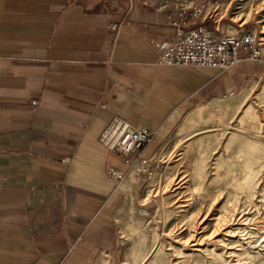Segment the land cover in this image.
Instances as JSON below:
<instances>
[{
    "label": "crops",
    "instance_id": "obj_1",
    "mask_svg": "<svg viewBox=\"0 0 264 264\" xmlns=\"http://www.w3.org/2000/svg\"><path fill=\"white\" fill-rule=\"evenodd\" d=\"M181 1L0 0V264H125L124 180L106 174L125 167L102 131L117 117L148 128L153 142L131 158L152 161L190 110L263 78L245 50L229 71L160 66L154 44L174 34ZM235 4L213 0L190 27L252 31Z\"/></svg>",
    "mask_w": 264,
    "mask_h": 264
},
{
    "label": "rangeland",
    "instance_id": "obj_2",
    "mask_svg": "<svg viewBox=\"0 0 264 264\" xmlns=\"http://www.w3.org/2000/svg\"><path fill=\"white\" fill-rule=\"evenodd\" d=\"M232 18L253 19L264 51V3L245 1ZM263 89L264 76L200 120L190 110L152 161L127 171L115 211L125 264H264V248L247 244L264 239Z\"/></svg>",
    "mask_w": 264,
    "mask_h": 264
},
{
    "label": "built area",
    "instance_id": "obj_3",
    "mask_svg": "<svg viewBox=\"0 0 264 264\" xmlns=\"http://www.w3.org/2000/svg\"><path fill=\"white\" fill-rule=\"evenodd\" d=\"M213 0H182L179 2V22L172 23L175 28L173 35L155 42L157 49V61L160 66H189L212 68L220 71H229L240 61L239 52H248V58L253 62L264 61L261 42L257 36L256 29L242 34H216L204 26L190 27L191 20L197 18L204 7ZM235 14L242 9V3L247 1L253 3L255 0H234ZM264 3V0L260 2ZM191 5H188V4ZM222 12L217 9L208 11L206 19L216 23V19L222 17ZM190 19V20H189ZM109 29L115 30L116 26L111 25ZM33 104H38L33 101ZM154 139V132L145 127H138L126 120L114 118L102 131L98 141L109 152L117 155L125 167V171L115 167H109L107 176L117 183H120L127 171L146 166L147 159L131 155L138 150L148 147Z\"/></svg>",
    "mask_w": 264,
    "mask_h": 264
},
{
    "label": "bare ground",
    "instance_id": "obj_4",
    "mask_svg": "<svg viewBox=\"0 0 264 264\" xmlns=\"http://www.w3.org/2000/svg\"><path fill=\"white\" fill-rule=\"evenodd\" d=\"M264 90V89H263ZM248 95H249V93H245L244 95H242L241 97V101H245L246 99H247V97H248ZM241 101H237V102H235L233 105H237V104H239V103H241ZM225 106V105H224ZM223 106V107H224ZM227 106H229L228 104H227ZM226 106V107H227ZM233 107V106H232ZM228 108V107H227ZM213 110H210V108L209 109H207V110H200V111H198V112H196V114H194L193 116H192V118H191V120L192 121H196V120H200L201 118H204V117H206L210 112H212ZM248 112V111H247ZM246 112V113H247ZM199 194V193H198ZM202 196H200V195H194V196H192V197H190V200L188 201V205L189 206H193V205H195V204H197V203H199V202H201L202 201ZM187 206V205H186ZM227 234H232V232H228ZM248 238V237H247ZM247 244H248V246H250L249 248H251L252 250L253 249H256L257 251H259L260 249L262 250L263 248H264V239H263V241H261V239H255V240H253V241H251V240H249L248 242H247ZM256 251V252H257ZM231 256H234V257H237V255L235 254V252H230L229 253ZM246 254V253H245ZM250 254H251V252H250ZM252 254H254V253H252ZM215 255H217V254H215ZM214 255V256H215ZM248 255V254H247ZM246 255V256H247ZM264 256V255H263ZM221 258V257H220ZM255 258V257H254ZM253 258V259H254ZM218 259V258H217ZM250 259V258H249ZM248 259V260H249ZM257 259V258H256ZM220 260V259H219ZM252 260V259H251ZM218 261V260H217ZM254 261V260H253ZM252 261V262H253ZM222 262H223V260H222ZM190 263H192V261L190 262Z\"/></svg>",
    "mask_w": 264,
    "mask_h": 264
}]
</instances>
